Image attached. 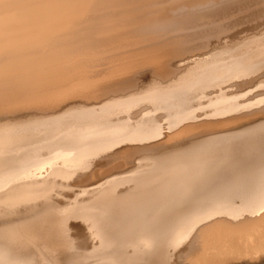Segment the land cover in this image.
I'll list each match as a JSON object with an SVG mask.
<instances>
[{
  "label": "bare ground",
  "instance_id": "obj_1",
  "mask_svg": "<svg viewBox=\"0 0 264 264\" xmlns=\"http://www.w3.org/2000/svg\"><path fill=\"white\" fill-rule=\"evenodd\" d=\"M239 3L0 0V264L35 255L39 264H169L174 254L194 264H264V119L135 159L128 176L103 175L63 205L54 193L101 174L93 159L114 146L162 137L158 111L169 132L183 127L174 139L264 113V84L240 89L264 68L263 47L237 42L184 55V30L221 23ZM140 71L159 80L102 100L131 87ZM219 71L231 80L223 90ZM209 81L217 93L197 106Z\"/></svg>",
  "mask_w": 264,
  "mask_h": 264
},
{
  "label": "rangeland",
  "instance_id": "obj_2",
  "mask_svg": "<svg viewBox=\"0 0 264 264\" xmlns=\"http://www.w3.org/2000/svg\"><path fill=\"white\" fill-rule=\"evenodd\" d=\"M229 1H232V0H229ZM238 1H240V3H239V8L240 7H242L243 6V4H244V7H242L240 10H238L237 11V7L236 6H231L228 10H230V12H229V14H228V18L227 17H223V19L221 18L220 20H221V23H220V21H216L215 23H211V24H209L208 26L206 25L205 27H203L202 29H199L198 30V28L197 29H195V28H190V29H186V30H184L183 32H182V34L184 35V34H187V36L189 37V39H190V41H188V42H186V47H185V49H186V53H184V55H195L196 57L197 56H200L201 54H205V53H208V54H211V53H213V52H215V51H218V50H220V49H223V48H227V46L229 45L228 43H230V45H229V48L230 47H233L234 45H236V43L237 42H239V43H237V45H243L244 43H245V45H246V47L247 46H251V44H252V50H257L258 49V47H263L264 48V46H261V45H259V44H262V45H264L263 43H264V21H263V19H264V17H262V16H264V0H238ZM244 1V2H243ZM249 1V2H248ZM257 1V2H256ZM260 1V2H259ZM242 3V4H241ZM247 3V5H245ZM254 3H257V4H254ZM248 4H249V6H248ZM251 4V5H250ZM254 4V5H253ZM221 5H223L224 6V4H221ZM221 5H218L219 6V8H223V6H221ZM257 5H259V6H257ZM218 6H217V8H218ZM260 6H263V8L262 7H260ZM249 7V8H248ZM233 8V9H232ZM235 8H236V10H235ZM262 9V11H261V9ZM248 9V10H247ZM222 10V9H221ZM257 10L259 11L260 10V16L259 15H256V17H255V13L257 12ZM227 11V10H226ZM232 11V12H231ZM254 11V12H253ZM223 12V11H222ZM250 13V14H249ZM233 14V15H232ZM246 14V15H245ZM253 14V15H252ZM241 16L240 18H238L239 16ZM243 15H245V17L243 16ZM248 15V16H247ZM250 16V17H249ZM259 16V17H258ZM232 17H233V19H232ZM236 17H237V20H236V22H235V19H236ZM252 17V18H251ZM261 17V18H260ZM244 18L246 19L245 21H244ZM256 18V20L254 21V19ZM259 18V19H258ZM238 19H243L242 21L243 22H241L240 20H238ZM253 19V20H252ZM223 20V21H222ZM240 21V22H239ZM248 21H249V24H248ZM260 21V22H259ZM232 22V23H231ZM233 22H235L234 24H233ZM242 25H240L239 23ZM247 22V23H246ZM263 22V23H262ZM219 23V24H218ZM225 23V24H224ZM229 23H231V25L229 24ZM247 25H246V24ZM258 23V24H257ZM260 23H261V26L259 27V25H260ZM224 24V25H223ZM237 24H239L238 26H237ZM254 24V28H253V25ZM256 24V25H255ZM218 25V26H217ZM247 27H246V26ZM251 25V26H250ZM216 26V27H215ZM221 26V27H220ZM234 26V27H233ZM246 28H245V27ZM256 26V27H255ZM257 26H258V28H257ZM233 27V28H232ZM239 27V28H238ZM262 27V28H261ZM207 28V29H206ZM217 28V29H216ZM221 28V29H220ZM232 28V29H231ZM242 28H243V30H244V32H243V30H242ZM245 28V29H244ZM253 28V29H252ZM209 29V30H208ZM237 29V30H236ZM239 29V30H238ZM246 29H248V30H246ZM209 32H208V31ZM216 30V31H215ZM224 30V31H223ZM225 30H226V32H225ZM228 30V31H227ZM252 30V31H251ZM190 32V34H189V32ZM203 33H202V32ZM223 31V32H222ZM259 31V32H258ZM262 31H263V33H262ZM193 32V34H191ZM199 32V33H198ZM212 34H211V33ZM217 32V33H216ZM234 32H235V34H239L240 32H241V34H239L238 36L237 35H235L234 34ZM239 32V33H238ZM255 32V33H254ZM248 33V34H247ZM261 33V34H260ZM197 34V36L195 37V35ZM203 34V35H202ZM207 34V35H206ZM245 34V35H244ZM190 35H191V37H190ZM226 35V36H225ZM232 35V36H231ZM243 35V36H242ZM249 35V36H248ZM253 35V36H252ZM258 35H260V36H258ZM263 35V36H262ZM224 36V37H223ZM236 36V37H235ZM250 36H252L253 37V39L254 40H251L252 39V37H250ZM255 36H256V39H255ZM187 37V38H188ZM199 37V38H198ZM201 37V38H200ZM235 37V38H234ZM238 37V38H237ZM248 37L250 38V39H248ZM209 38V39H208ZM214 38H215V40H214ZM224 38V39H223ZM230 40H229V39ZM247 38V39H246ZM258 38H259V41H258ZM261 38V39H260ZM198 39V40H197ZM200 39H202V40H200ZM208 39V40H207ZM211 39V40H210ZM232 39V40H231ZM234 39V40H233ZM263 39V40H262ZM195 40V41H194ZM210 40V41H209ZM217 40V41H216ZM222 40H223V42H222ZM225 40V41H224ZM242 41L241 43H240V41ZM198 41H199V43H201V45L200 44H198ZM204 41V42H203ZM213 41V42H212ZM243 41H245V42H243ZM255 41V42H254ZM197 42V43H196ZM207 42V43H206ZM218 43V45H217V43ZM222 42V43H221ZM231 42H233V43H231ZM247 42V43H246ZM203 43V44H202ZM213 43V44H212ZM199 46H198V45ZM209 44H211V45H209ZM225 44H226V46H225ZM233 44V45H232ZM254 44V45H253ZM193 45V46H192ZM209 45V46H208ZM213 45V46H212ZM217 46V49L215 48L214 49V46ZM220 45V47H218ZM223 45V46H222ZM258 45V46H257ZM191 48H190V47ZM215 46V47H216ZM256 46V48L257 49H255L254 47ZM196 47V48H195ZM201 47H203V48H201ZM219 48V49H218ZM261 48H259V49H261ZM210 49V50H209ZM258 49V50H259ZM261 50H263L264 51V49H261ZM204 52V53H203ZM211 52V53H210ZM199 54V55H198ZM207 54V55H208ZM222 58V57H221ZM103 60V61H102ZM218 60H221V59H218ZM216 61V60H215ZM210 63V62H212V59H210V61L209 60H206V62H204V64L205 65H207L208 63ZM104 64L105 63V60L104 59H101L100 60V64ZM262 73H261V72ZM222 72V73H221ZM258 72H260V73H258ZM257 73H255L254 75L256 76H252L251 78H247V79H243V82H242V80H240V82H241V84H243L241 87H240V89L241 90H244V89H246V90H251V89H255V93L256 92H260V89H262V91L261 92H264V88L263 87H257V85L259 86L261 83L262 84H264V80L262 81V79H264V68H262L261 70H259ZM151 72H141L140 71V76H139V74L138 75H136V79L138 80H136L135 79V81H134V84L131 86V87H128V88H125V89H122V90H115V91H112V92H109V94H110V96H109V94L107 93V94H105V95H103V97H101L102 98V100L105 102V100L106 101H108V99L109 98H111V96H112V98L111 99H116L115 97H117V98H119V97H121V96H125V95H128L129 93H134V92H138V90L140 89V87H141V89L139 90V91H143V90H146L147 89V87L149 88L151 85L150 84H153L152 83V81L153 80H159L158 78H157V76L156 75H154L153 73H151ZM144 74V75H143ZM222 74V76H220ZM224 74V75H223ZM142 75V76H141ZM215 76V78L218 80L219 78V85H222V84H224V85H222L221 86V89L223 90L225 87H226V85H228L230 82H231V80L230 79H228L227 77H226V73H225V71H219V72H217V74H215L214 75ZM141 77V78H140ZM219 77V78H218ZM139 78V79H138ZM155 78V79H154ZM224 78V79H223ZM261 78V79H260ZM151 81H150V80ZM153 79V80H152ZM248 79H250V80H248ZM144 80V81H143ZM245 80V81H244ZM154 81V82H155ZM224 81V82H223ZM259 81H261L260 82V84H258V82ZM139 82V83H138ZM147 82V83H146ZM239 82V80H238V82L237 83H240ZM245 82V83H244ZM256 82V83H255ZM141 83V84H140ZM142 83H144V84H142ZM214 82H212V81H209L207 84H209V86L207 85V87H209L207 90H205V92H203V93H200V94H204L203 95V97H205V98H203L202 97V99H201V101L200 102H198V103H196V105L197 106H201V103L202 104H206L207 103V101H208V103L210 102V101H212V97L213 96H215V94L217 93L216 91L214 92V90L213 89H215L213 86H212V84H213ZM255 83V84H254ZM150 85V86H149ZM234 85V84H233ZM249 85V86H248ZM256 86L259 90L257 91V88L255 87H250V86ZM224 86V87H223ZM145 88V89H144ZM211 88V89H210ZM221 89H219V91L220 92H222V90ZM237 89V88H236ZM135 90V91H134ZM210 92H209V91ZM234 89H232L231 91H233ZM213 91V92H212ZM235 91H238V90H235ZM212 93V94H211ZM215 93V94H214ZM120 94V95H119ZM114 96V97H113ZM209 96V97H208ZM111 99H109L110 101H112ZM204 99V100H203ZM206 100V101H205ZM82 102H84V100H81ZM207 103V104H208ZM199 104V105H198ZM193 107H196V106H193ZM258 109V108H257ZM256 109V110H257ZM137 110L138 109H134V111L131 113L132 114V116H134V117H136V116H139L138 114H137ZM252 111H255V110H252ZM162 112V111H161ZM200 113L202 112V111H199ZM246 112H248V111H245V113ZM157 113H159V114H157ZM163 113H160V111H158V112H156V115L158 116V120H159V124L161 125V127L164 129L163 130V132H164V135H162V137H160V138H157L158 140H151V142H136L135 143V141H133V145H132V142H122V143H120V146H118L117 145V147L116 146H114V148L113 149H111L110 151H111V153L109 152V153H105V154H102V155H99L97 158L95 157L94 159H93V164L95 163V167H96V169L98 170V172H100L101 174H99V175H97V176H95V178H92V180L90 181V179L89 180H86V179H84V180H82V181H79V182H75L74 181V179L73 180H69V185H70V187H66V188H60L59 190L57 189V191L56 192H54V193H57V202L59 203V205H63V204H65V202H66V200L65 199H69V197H72L75 193H78V191H79V189L81 188V186L82 185H85V184H88V182L90 183V182H93V181H95V180H98V178H100V177H102L103 175H106V174H111V175H115L114 177H118V179L119 178H121V176H128L129 174L128 173H130L129 171L136 165V163H137V161L139 160V162L142 160V158H146V156L149 158V156L150 155H152V154H155L156 152H161V151H164V150H170V149H172V148H174V147H177V146H180L181 144H188V143H190V142H195V141H199V139L201 140L203 137H207V135H210L211 133H213V132H228V131H238L239 129H241V130H243V128L245 129L247 126V124L249 123V122H252V121H261V120H263L264 119V113H253V114H250V115H246V116H243V119H241V121L240 122H236L235 124H232V123H228V127H226L225 128V126L227 125H224V127L222 126V128L221 127H218V128H216V129H203L202 128V130H201V128H193V129H191V130H189L190 131V133H189V131L186 133V134H188V135H186L185 133H183V135H186V136H180V137H178L177 135H176V137H178V138H176V139H174V135L175 134H178L181 130H179V129H182L183 127L181 126V127H179V128H176V129H174V130H170L171 132H169V130H167L168 128L166 127V126H168L167 125V119L166 118H164V117H162L161 115H162ZM251 117V118H250ZM161 118H162V120H161ZM203 120H202V119ZM258 118V119H257ZM165 119V120H164ZM202 121H201V120ZM199 121H196V122H193L194 124H196V123H200V122H204V121H206V119H205V117L204 116H202V117H200L199 119H198ZM165 121V123H162V122H164ZM162 123V124H161ZM166 124V125H165ZM243 125V126H242ZM166 127V128H165ZM236 128V129H235ZM195 129L197 130V131H195ZM199 129V130H198ZM234 129V130H233ZM238 129V130H237ZM70 130H74V128L72 129H70ZM166 130V131H165ZM176 131H177V133H176ZM192 131V132H191ZM221 132V133H222ZM173 135V136H172ZM181 135V134H180ZM170 136H172V137H170ZM168 137H170V139L168 138ZM194 137V138H193ZM171 138H172V140H171ZM181 140H180V139ZM168 139H169V141H168ZM198 139V140H197ZM106 140H108V139H106ZM170 140H171V142H170ZM174 140V141H173ZM193 140V141H192ZM167 141V142H166ZM169 142V143H168ZM140 143V144H139ZM123 144H125V145H123ZM130 144V145H129ZM174 145V146H173ZM148 146H152V147H155L154 149H152V150H144L143 148H145V147H148ZM161 147V148H160ZM168 148H170V149H168ZM113 150V151H112ZM157 150V151H156ZM159 150V151H158ZM155 151V152H154ZM112 152H113V154H112ZM116 153V154H115ZM145 154V155H144ZM147 154V155H146ZM138 155H139V158H138ZM144 155V156H143ZM149 155V156H148ZM111 158H110V157ZM151 157V156H150ZM99 158V159H98ZM138 158V159H137ZM137 161H136V160ZM141 159V160H140ZM144 159L142 160V162H145L146 160H147V158H146V160L144 161ZM136 162V163H135ZM132 167V168H131ZM128 169H130L129 171H128ZM124 172H125V174H124ZM118 174H120L121 176H118ZM124 174V175H123ZM127 174V175H126ZM131 174V173H130ZM75 176V175H74ZM99 176V177H98ZM96 177H97V179H96ZM116 177V178H117ZM59 180H61V178H59ZM60 182V181H59ZM73 184V185H72ZM123 185V184H122ZM121 185V186H122ZM124 187L126 188V187H128V186H126V184L125 185H123L122 186V189L121 190H123L124 189ZM73 188H75V190L73 189ZM64 189V190H63ZM67 191H66V190ZM69 189V190H68ZM78 189V190H77ZM63 190V191H62ZM59 191V192H58ZM69 191V192H68ZM72 191V192H71ZM74 191V192H73ZM65 198H64V197ZM61 199H60V198ZM67 199V200H68ZM65 200V201H64ZM6 204H2V205H0V206H5ZM26 206H28V205H19V207H20V209H22V208H24V207H26ZM18 207V206H17ZM18 207V208H19ZM78 219H72L71 221H69L71 224H78V223H80V224H83L82 222H80V221H78ZM7 223H8V225H11L10 224V222H8L7 221ZM6 222H4V224L3 225H6L7 224ZM8 225H6V226H8ZM0 226H1V223H0ZM74 230V229H73ZM72 232V234H74L75 232L74 231H71ZM75 235V234H74ZM77 236V235H76ZM175 253H177V252H175ZM37 257V255H35V257L33 258V260L31 259V261L29 262V263H32V261H34L33 263L34 264H39V262H40V260H38L39 258H37L36 260L38 261V263H37V261H36V263H35V258ZM251 256H246V258L248 259V258H250ZM173 258V259H172ZM172 258H170V261H169V264H194V263H192V261H190L189 259H186V258H184V257H181V256H177V254H174L173 255V257ZM182 258H184V259H182ZM172 260V261H171ZM184 260V261H183ZM94 261V260H93ZM93 261L91 260V263H93ZM47 262V264H49V261H46ZM28 263V264H29ZM88 264H91L90 263V260H89V262H87ZM40 264H46L45 262H42V263H40ZM60 264H64V263H60ZM86 264V263H85Z\"/></svg>",
  "mask_w": 264,
  "mask_h": 264
}]
</instances>
